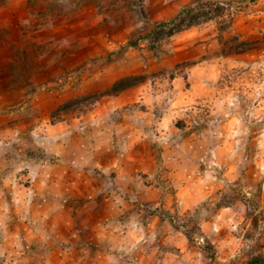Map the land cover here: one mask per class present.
<instances>
[{
  "label": "rangeland",
  "instance_id": "1",
  "mask_svg": "<svg viewBox=\"0 0 264 264\" xmlns=\"http://www.w3.org/2000/svg\"><path fill=\"white\" fill-rule=\"evenodd\" d=\"M118 1L0 0V264L264 255V0L137 45L203 0Z\"/></svg>",
  "mask_w": 264,
  "mask_h": 264
},
{
  "label": "trees",
  "instance_id": "2",
  "mask_svg": "<svg viewBox=\"0 0 264 264\" xmlns=\"http://www.w3.org/2000/svg\"><path fill=\"white\" fill-rule=\"evenodd\" d=\"M111 2L113 5L118 3V0H107L105 3L103 0H96V5L101 9L105 7L108 3ZM223 3H226L225 0H203V1H198L197 3L193 5L186 6L182 8L176 16L171 18L170 20H162L157 23H155L154 27L145 35L138 36L135 38H132L129 43L132 45H137L139 44V41L145 38L148 39H156L157 37L159 39H163L166 36H172L186 28H189L191 26L200 24L202 22L206 21V18H210L208 16H214L213 18H218L219 20H228L230 22L231 19V12L229 8H226ZM227 10V12H226ZM226 12V13H225ZM221 22V21H220ZM246 47H243L244 49ZM235 50V49H234ZM240 50V49H236ZM132 82V81H131ZM127 84H130V82H126ZM125 83V84H126ZM123 84H115L112 87V90L116 91L119 86H122ZM126 86V85H125ZM258 193L262 195L261 198L264 200V186L262 184L259 185L258 187ZM260 201L255 200V206L258 208L260 206ZM228 205V203H226ZM158 209H156L157 211ZM189 210L186 211L185 213V218H184V223L179 224L175 223L173 219H170L174 227L176 228H182L184 234L186 237L194 242L195 239V232L197 231L198 233L200 228L197 224V221L195 219L194 214H188ZM175 220V219H174ZM174 222V223H173ZM203 249L206 252L207 257L209 258L211 264H215V250L213 243L205 238V243L203 245ZM247 264H264V255L263 254H258L251 256L247 260Z\"/></svg>",
  "mask_w": 264,
  "mask_h": 264
},
{
  "label": "crops",
  "instance_id": "3",
  "mask_svg": "<svg viewBox=\"0 0 264 264\" xmlns=\"http://www.w3.org/2000/svg\"><path fill=\"white\" fill-rule=\"evenodd\" d=\"M158 123H159V128H162V129H160V131L166 132V129H164V128L167 127L168 117H163L160 121H158ZM167 147H168V144L163 145V149L164 150H162V160H164V161L167 160V158H168V157L165 156V152L168 151ZM153 161H154L153 157H148V162H149L150 168H153V166H154V162ZM150 173L153 174L154 172H150ZM152 187H149L151 189L147 188L146 191L147 192H151V194L154 195V199H153V201L155 200L154 204H159V202L162 199V187H157V186H152ZM176 189H177L176 193L180 197L183 194V188L182 187L181 188L177 187ZM163 199H164L165 202L167 201V197L166 196Z\"/></svg>",
  "mask_w": 264,
  "mask_h": 264
}]
</instances>
